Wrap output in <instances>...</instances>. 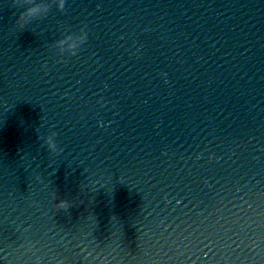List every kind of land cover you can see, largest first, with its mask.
<instances>
[{
  "label": "water",
  "instance_id": "water-1",
  "mask_svg": "<svg viewBox=\"0 0 264 264\" xmlns=\"http://www.w3.org/2000/svg\"><path fill=\"white\" fill-rule=\"evenodd\" d=\"M12 4L0 264H264V0H65L23 32Z\"/></svg>",
  "mask_w": 264,
  "mask_h": 264
},
{
  "label": "clouds",
  "instance_id": "clouds-1",
  "mask_svg": "<svg viewBox=\"0 0 264 264\" xmlns=\"http://www.w3.org/2000/svg\"><path fill=\"white\" fill-rule=\"evenodd\" d=\"M53 5H56L61 12L65 10V0H51V3L43 2V0H40V2H38V0H13L12 6L14 8L24 9V11L20 12L16 21V30L23 32L33 21L47 18ZM86 28L87 25L80 30L78 35H67L52 46L54 53L61 58L60 62H65L63 60L65 56H76L78 54L81 47L88 40ZM55 137L56 133L53 132L47 137L46 144L53 154H58L60 149H58L55 142ZM36 179L43 183L42 177L37 176ZM52 199L54 201H59L54 205L56 212H68L74 206L72 202L60 199L57 191L52 193ZM81 203H83V201H81ZM90 215L94 217V215ZM25 231H27V229ZM23 247L26 252H33L35 249V245L31 241H28ZM88 255H91V253Z\"/></svg>",
  "mask_w": 264,
  "mask_h": 264
}]
</instances>
